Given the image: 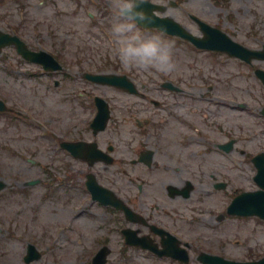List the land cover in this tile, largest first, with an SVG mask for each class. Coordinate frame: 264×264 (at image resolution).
Listing matches in <instances>:
<instances>
[{
  "label": "rangeland",
  "instance_id": "1",
  "mask_svg": "<svg viewBox=\"0 0 264 264\" xmlns=\"http://www.w3.org/2000/svg\"><path fill=\"white\" fill-rule=\"evenodd\" d=\"M151 2L167 7V0ZM173 2L182 15L171 18L193 35L201 34L189 14L249 49L259 50L264 45V0ZM111 14L112 0H0V28L13 30L30 47L45 50L64 68L63 74H54L60 82L54 87L53 77L29 74H38V69L12 49L0 56V99L14 110L11 115L0 114V179L6 183L0 192V264H25L22 258L28 243L41 253L40 259L30 264H90L103 245L110 250L106 264L158 263L135 250L121 251L122 241L113 234L117 214L91 205L84 191V177L91 168L68 165L47 134L62 137L71 132L65 139L80 136L70 127H80L89 116L77 101L68 100L73 99L70 95L112 93L85 82L81 77L85 72L126 75L156 90L152 93L161 92L150 80H174L182 92L175 101L168 96L167 105L182 113L188 111L192 119L211 129L225 127L238 139L236 148L245 153L243 159L249 153L264 151V117L260 115L264 87L253 74L256 68L264 70V62L251 66L226 55L196 53L188 43L164 37L174 42L175 69L171 73L138 72L123 66L113 54L108 32ZM204 94L209 96L205 103L201 102ZM103 166L101 172L113 174L122 186L124 165ZM243 167L241 187L254 188V171L245 164L239 169ZM32 180L38 184L27 186ZM53 188V193L45 196ZM74 206L80 207V216L62 237L57 227L67 228ZM225 224L221 229L229 244L224 255L239 261L264 255V222L247 218ZM215 242L211 240V246Z\"/></svg>",
  "mask_w": 264,
  "mask_h": 264
},
{
  "label": "flooded vegetation",
  "instance_id": "2",
  "mask_svg": "<svg viewBox=\"0 0 264 264\" xmlns=\"http://www.w3.org/2000/svg\"><path fill=\"white\" fill-rule=\"evenodd\" d=\"M160 86L169 92L162 83ZM174 87L171 89L174 93L170 94L172 101L182 92L177 85ZM139 89L143 93L119 92L91 97L80 94V97H90L85 101L89 116L94 117L98 111L96 97L100 96L107 104L109 120L104 131L96 134L86 122L75 141L95 144L110 157L111 166L124 165L121 186L113 174L101 172L103 162L90 164L100 180L96 179L112 190L131 212L129 216L118 212L122 240L128 245L126 242L139 239L145 248H133L144 257L148 255L173 264H183L184 259L190 264L192 258L205 252L221 256L226 233L221 229L225 201L220 194L228 185L233 187L239 181L236 170L222 164L227 153L236 152L234 146L238 141L229 137L230 144L227 133L218 127L212 130L204 126L192 119L188 111L182 113L174 108L169 115L158 116L163 106L161 98L168 95L152 93L156 90L145 85ZM228 144L230 150L226 152L223 148ZM88 146L81 158L71 155L67 158V152L64 158L71 165L88 166ZM239 154L243 155V151ZM221 186L223 191L218 189ZM211 240L216 241L212 246Z\"/></svg>",
  "mask_w": 264,
  "mask_h": 264
},
{
  "label": "clouds",
  "instance_id": "3",
  "mask_svg": "<svg viewBox=\"0 0 264 264\" xmlns=\"http://www.w3.org/2000/svg\"><path fill=\"white\" fill-rule=\"evenodd\" d=\"M182 15L173 0L154 8L151 0H112L108 32L119 62L138 72L171 73L175 69L173 41L164 38L166 20Z\"/></svg>",
  "mask_w": 264,
  "mask_h": 264
},
{
  "label": "water",
  "instance_id": "4",
  "mask_svg": "<svg viewBox=\"0 0 264 264\" xmlns=\"http://www.w3.org/2000/svg\"><path fill=\"white\" fill-rule=\"evenodd\" d=\"M200 26L202 32L205 35L204 39H197L190 36L186 33L181 27L176 25L172 20L167 19V32L169 34H175L182 38H185L191 41L194 45L199 48H208V49H218V50H225L230 55L244 57V59L248 60L250 55L255 56L258 59H264V52H249L238 45L232 43L224 34L219 32L218 30L212 29L209 26L201 23L197 19L193 18ZM6 42L3 41L2 45H5ZM17 47L21 50V47L18 43ZM255 165L257 167L258 173L255 177V181L260 187L261 190L257 193L246 194L243 195L239 201H235L234 204L231 206L233 208H237V213L239 215L248 216V215H257L260 218L264 219V154L259 155L255 159ZM4 187V184L0 182V189ZM235 210V209H234ZM104 251L100 253V257H97L96 264H103L104 263ZM35 256L34 248L29 246L28 247V256L26 257V262H30V258ZM257 264H264V260L257 263Z\"/></svg>",
  "mask_w": 264,
  "mask_h": 264
}]
</instances>
